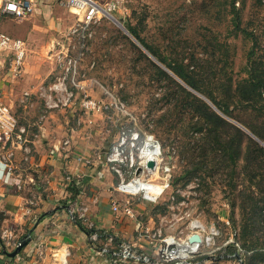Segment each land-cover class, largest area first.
<instances>
[{"label":"rangeland","instance_id":"obj_1","mask_svg":"<svg viewBox=\"0 0 264 264\" xmlns=\"http://www.w3.org/2000/svg\"><path fill=\"white\" fill-rule=\"evenodd\" d=\"M97 1L103 4L110 0ZM122 1V9L112 12V17L124 27L128 23L136 26L141 30V36L158 45L163 53L168 54L170 49H166L165 45L172 44L177 51L185 52L186 55L195 52L198 56H206L211 50H204L203 38L208 36L217 38L218 41L226 38L232 59L230 67H227L228 73L232 71L235 82L246 77V57L252 44L241 35L227 37L231 29V0ZM260 2L261 5L264 4V0ZM235 7L241 11L243 26H249V30L255 31L262 48L264 7L257 5L255 0H236ZM64 11L60 9L58 14L56 11L51 15L42 12L36 16L34 23L31 22L29 28L20 27L29 18L23 20L24 22L4 20L0 26L9 36L25 41L28 60L32 66L46 69L50 75L49 80L51 78L50 82L55 80V74L64 73L66 67H75L74 77L79 86L70 88V73H67L64 81L74 94L73 101L68 106L54 110L65 113L71 111L68 113H72L76 118L84 117V114L99 115L95 127L110 135L107 147L113 146L120 137L131 135L137 130L142 131L137 132L139 140L143 133L153 135L160 143L164 157L170 156L172 167L170 188L157 203L144 201L150 206L160 207L159 213L166 216L161 227L162 236L185 231L186 221L180 220V216L189 210L204 223H213L219 227L221 234L216 240V245L223 246L226 241L232 239L233 243L228 245L238 244L241 249L238 253L243 255L244 251L238 241L240 222L237 208L231 213L229 202L224 198V190L227 188L223 186L225 179L222 180L219 176L214 179H200L197 175H189L187 179L171 185L174 178H178L186 170L189 171V147L186 145L191 137L185 131L190 122L184 110L174 105L175 102L157 101L165 94L169 83H159L151 78L153 70L150 64L143 58H137V51L132 44L140 47L109 17H103L92 27V36L84 39L77 26V17L69 16ZM134 59L136 62H133ZM170 76L178 81L172 74ZM84 100H93L99 105L98 109L86 111L81 105ZM170 110L173 113L171 119L162 120ZM239 117L247 123L254 121L252 116L244 113H240ZM156 119L159 120L155 121ZM231 120L244 127L240 121ZM243 132L246 135L243 138L246 143V138L252 137ZM236 172L238 173L239 169H236ZM159 176H162L161 172L153 174L150 178L157 181ZM172 195H175L176 202L185 201L188 208L179 207L174 211L169 209ZM226 249L227 247L222 248L213 258L206 254L196 256L190 264H240L234 254L226 252ZM234 249L236 250L235 247Z\"/></svg>","mask_w":264,"mask_h":264},{"label":"crops","instance_id":"obj_2","mask_svg":"<svg viewBox=\"0 0 264 264\" xmlns=\"http://www.w3.org/2000/svg\"><path fill=\"white\" fill-rule=\"evenodd\" d=\"M60 9L66 12L59 2H41L20 27L29 28L42 12L58 14ZM8 19L2 18L1 25ZM28 61L26 52L21 73L15 76L9 70L10 57L0 56L1 101L26 130L29 147L27 154L14 151L10 177L0 178V232L12 229L19 245L32 229L15 257L1 253L0 244V264H55L53 251L66 252L67 264H152L156 250L143 231L161 229L166 216L159 213L160 207L139 198L131 200L133 216L124 215V197L114 192L118 178L105 158L110 135L95 127L99 115L76 118L71 111H46L40 91L50 82V75ZM74 190L77 194L72 198ZM29 201L33 205L28 206ZM116 201L119 210L114 212ZM42 214L48 215L38 220ZM75 219L104 235L98 238L99 248L91 246L90 234ZM39 244L45 248V257L40 259L35 254ZM125 247L135 257L121 259Z\"/></svg>","mask_w":264,"mask_h":264},{"label":"trees","instance_id":"obj_3","mask_svg":"<svg viewBox=\"0 0 264 264\" xmlns=\"http://www.w3.org/2000/svg\"><path fill=\"white\" fill-rule=\"evenodd\" d=\"M255 1L257 5L264 7V4H260L261 0ZM235 2L236 0H231L229 4L232 17L227 37L241 35L252 44L246 57V77L237 82L232 78V71H227L232 59L226 38L222 41L208 36L203 38L204 50H211L206 56H198L195 52L186 55L185 52L177 51L172 44L165 45L166 49H170L165 54L158 45L141 36V30L136 26L128 23L125 24V29L158 62H153L146 53L132 44L137 51V58H143L150 64L153 70L151 78L159 83H169L165 94L157 101L175 102L174 105L180 106L189 116L190 123L185 127L191 137L186 145L189 147V171L174 178L171 185L187 179L189 175L200 179H214L216 176L225 179L223 186L227 188L224 190V198L229 202L231 213L237 208L240 222L238 241L244 254L237 253L233 246H228L226 252L232 255L237 253L242 264H264V147L250 137L244 143V132L226 119L240 121L264 144V46L261 48L259 45L260 39L254 30L243 26L241 11L235 7ZM133 62H136L135 59ZM170 74L202 95L220 113ZM240 113L252 116L253 123L240 120ZM172 116L170 110L162 120L168 121ZM236 169H239L238 173ZM76 194L77 190H74L72 198ZM47 215L42 214L38 220ZM75 223L90 235L95 232L98 238L104 237L97 230L86 229L77 219ZM31 231L32 229L26 231L20 238V243L30 239ZM0 244L1 253L6 255L5 247ZM90 244L93 248H99L98 241H90Z\"/></svg>","mask_w":264,"mask_h":264},{"label":"built area","instance_id":"obj_4","mask_svg":"<svg viewBox=\"0 0 264 264\" xmlns=\"http://www.w3.org/2000/svg\"><path fill=\"white\" fill-rule=\"evenodd\" d=\"M44 1L59 2L64 6L66 12L77 17V26L82 32V37L92 36V27L97 25L103 17H112V12L122 9V0H110L100 4L96 0H0V26L2 18L9 17L12 20L22 21L34 13L38 5ZM75 30V29H74ZM26 43L20 38H14L3 32L0 28V56L10 57L9 70L18 76L21 73L22 65L26 56ZM62 72V71H61ZM70 73V88L78 87L75 81V67H66L64 73L55 74V80L49 82L40 91L43 99L44 109L52 111L57 108L68 106L72 103L74 94L67 88L65 78ZM79 83H81L79 81ZM27 96V93L24 94ZM0 93V147L4 153L0 155V178L7 179L12 173L10 161L15 150H22L29 153V147L25 137L26 130L18 124V121L10 109L1 101ZM81 105L88 112L97 110L99 105L93 100H84ZM142 133V131L137 130ZM134 132L126 137H120L110 147L105 158L109 169L117 176L118 183L114 188L117 195H122V212L126 216H133L131 209L132 199H142L148 203H157L162 195L170 188L171 179V158L163 155L160 143L151 134L143 133L139 140V133ZM135 151V152H134ZM153 162V168L148 163ZM162 173L158 180H152L153 174ZM179 193V191H178ZM182 195V193H180ZM34 201H29L28 206ZM183 207L188 208L185 201L176 202L175 195L170 197L169 209L173 211ZM112 210H119L117 201L113 202ZM180 220L186 221L185 231H178L177 234H166L162 236L161 229L154 232L143 231L151 245L155 247L156 259L152 264H190V261L200 255L214 256L222 248L228 247L233 240L229 239L223 246L216 245L220 237V229L217 225L204 223L197 215L189 210L180 216ZM197 235L199 241L190 240ZM90 241H98V234L92 233ZM0 243L6 251L14 250L17 245V238L12 229H4L0 232ZM237 253L241 252L238 244L232 245ZM36 257H45V248L39 244L36 247ZM55 264H67L68 254H59L53 251L51 254ZM134 254L128 247L121 253V259L133 258Z\"/></svg>","mask_w":264,"mask_h":264},{"label":"water","instance_id":"obj_5","mask_svg":"<svg viewBox=\"0 0 264 264\" xmlns=\"http://www.w3.org/2000/svg\"><path fill=\"white\" fill-rule=\"evenodd\" d=\"M110 19L126 34V35H128L130 38H132L134 41H135V43L148 55V57H150L153 61H155V62H157L129 33H128V31L125 29V27L119 22V21H117L115 18H113V17H110ZM158 63V62H157ZM168 73H170L168 70H166ZM178 79V78H177ZM178 81L180 82V83H182L183 85H184V87H186L189 91H191L192 93H194L195 95H197L198 97H200L201 99H203V100H205L209 105H211L217 112H218V110L207 100V99H205L202 95H200L199 93H197V92H195L194 90H192L191 88H189L188 86H186L182 81H180L179 79H178ZM218 113H220V112H218ZM222 115V114H221ZM225 117V116H224ZM226 118V117H225ZM228 121H230L231 123H233L234 125H236L237 127H239L240 129H242L243 131H245L246 133H248L253 139H255L258 143H260L263 147H264V144L261 142V141H259L258 139H256L249 131H247L244 127H242L240 124H238V123H236L235 121H233V120H231V119H229V118H226ZM153 166H154V164H153V162H149L148 163V167H150V168H153ZM190 240H192V241H199L200 239H199V237L197 236V235H194V236H192L191 237V239ZM25 243L26 242H22V243H20L15 249H14V251H12V252H5L6 253V255L8 256V257H15L20 251H21V249H22V247H24L25 246ZM234 257L237 259V260H239L240 261V264H242V261H241V259H240V256L236 253V254H234ZM210 258H213V257H210Z\"/></svg>","mask_w":264,"mask_h":264}]
</instances>
